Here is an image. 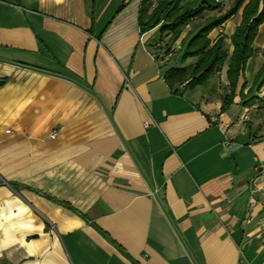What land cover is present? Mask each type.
<instances>
[{"label": "crops", "instance_id": "0c3cea01", "mask_svg": "<svg viewBox=\"0 0 264 264\" xmlns=\"http://www.w3.org/2000/svg\"><path fill=\"white\" fill-rule=\"evenodd\" d=\"M140 2L0 0V264H264L261 50L221 113L227 65L169 87L196 59Z\"/></svg>", "mask_w": 264, "mask_h": 264}, {"label": "trees", "instance_id": "16d2710c", "mask_svg": "<svg viewBox=\"0 0 264 264\" xmlns=\"http://www.w3.org/2000/svg\"><path fill=\"white\" fill-rule=\"evenodd\" d=\"M155 1V2H154ZM240 14L233 35L230 37L231 54L225 47L221 36L212 42L210 34L221 28L227 21ZM194 20H200L186 36L180 40V49L174 55L181 61L195 58L196 61L183 68H170L164 73L169 87L175 84L194 89L204 85L207 80L218 74L227 65L226 78L229 94L223 98L221 113L233 103L237 94L239 80L243 81L238 95L245 87V69L248 61L258 52L254 43L260 26L264 23V0H233L227 11L222 12L218 0H141L138 27L141 35L160 28V35L169 36L166 52ZM262 65L247 93L250 94L258 84L264 83V46Z\"/></svg>", "mask_w": 264, "mask_h": 264}, {"label": "rangeland", "instance_id": "374dc122", "mask_svg": "<svg viewBox=\"0 0 264 264\" xmlns=\"http://www.w3.org/2000/svg\"><path fill=\"white\" fill-rule=\"evenodd\" d=\"M221 5H222V12H225L228 10L229 8V5L231 4V2L233 0H218ZM155 2V1H154ZM200 20H194L193 23L191 24V26H195ZM229 42H227V45H226V48L228 49L229 47ZM263 46H264V29H262V31H260L256 37V40H255V43H254V48L259 52L260 50L263 49ZM261 55H262V51H261ZM255 64V60L254 59H251L248 63H247V67H246V75L248 76V79H252V76H251V69L253 67V65ZM263 85L264 83H262L261 85H259L257 88H256V92L258 94H261L262 92L264 93V90L263 91H259L261 89H263ZM259 105L264 108V96L262 97V99H259ZM263 119H262V127L264 125V114H263Z\"/></svg>", "mask_w": 264, "mask_h": 264}, {"label": "built area", "instance_id": "2783aa9c", "mask_svg": "<svg viewBox=\"0 0 264 264\" xmlns=\"http://www.w3.org/2000/svg\"><path fill=\"white\" fill-rule=\"evenodd\" d=\"M180 49V44L172 45L167 52H165L166 57L169 58L174 55ZM256 174L262 179V189H261V206L264 210V162H261L256 168ZM263 240H264V225H263Z\"/></svg>", "mask_w": 264, "mask_h": 264}]
</instances>
